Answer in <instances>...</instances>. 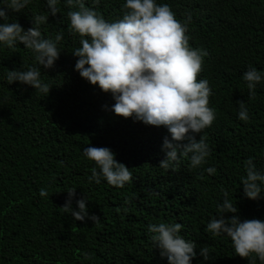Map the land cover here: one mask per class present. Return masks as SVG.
I'll list each match as a JSON object with an SVG mask.
<instances>
[{"label": "trees", "instance_id": "obj_1", "mask_svg": "<svg viewBox=\"0 0 264 264\" xmlns=\"http://www.w3.org/2000/svg\"><path fill=\"white\" fill-rule=\"evenodd\" d=\"M0 264H264V0H0Z\"/></svg>", "mask_w": 264, "mask_h": 264}]
</instances>
